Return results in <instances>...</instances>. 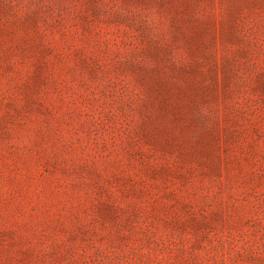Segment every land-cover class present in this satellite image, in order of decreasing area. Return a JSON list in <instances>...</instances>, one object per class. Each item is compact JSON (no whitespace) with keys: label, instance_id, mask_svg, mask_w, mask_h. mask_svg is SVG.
<instances>
[{"label":"rangeland","instance_id":"374dc122","mask_svg":"<svg viewBox=\"0 0 264 264\" xmlns=\"http://www.w3.org/2000/svg\"><path fill=\"white\" fill-rule=\"evenodd\" d=\"M0 264H264V0H0Z\"/></svg>","mask_w":264,"mask_h":264}]
</instances>
